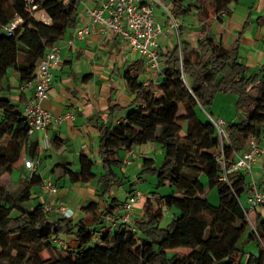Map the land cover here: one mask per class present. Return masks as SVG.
Masks as SVG:
<instances>
[{"label": "trees", "instance_id": "trees-1", "mask_svg": "<svg viewBox=\"0 0 264 264\" xmlns=\"http://www.w3.org/2000/svg\"><path fill=\"white\" fill-rule=\"evenodd\" d=\"M166 1L178 22L179 46L161 53V71L152 73L159 77L154 85L140 79L145 69L139 62L124 71L126 91L134 101L124 110L123 121L96 126L102 173L97 177L95 162L83 154L77 170L70 165H55L52 170L59 169L57 179L65 177L73 186L96 179L94 196L99 200L85 203L84 216L73 223L72 215L52 216L54 209L44 212L42 202L28 205L32 190L42 183L37 171L31 176L26 171L17 190L5 187L2 176L13 173L21 153L32 160L39 153L35 144L27 145L28 125L19 106L3 94L10 91L9 71L20 86L31 83L46 50L77 27L82 1L0 0V264H264V219L259 217L247 233V239L256 240L258 254L241 261L237 246L247 220L239 197L246 188L245 176L234 172L227 182L221 180L223 168L215 160L220 154L218 137L207 117L199 115L219 93L236 97L237 120L226 123L222 148L226 165L234 164L249 141L264 136V65L251 71L238 62L237 47L225 49L203 33L194 46L182 40L181 20L191 10L205 26V21L219 19L239 0ZM41 14L49 19L47 24L39 20ZM17 18L20 24L13 35H7L4 29ZM148 143L159 145L164 156L158 168L151 159H143L142 168L155 174L158 186L168 185L173 193L158 198L146 195L142 219L135 221L134 230L120 225L107 231L106 221L115 218L123 202L110 196L125 179L113 172L121 166L117 153ZM201 175L210 190L216 188V205L206 199ZM132 188L127 197L136 192ZM171 208L177 212L160 227L162 210ZM178 248L188 251L171 252Z\"/></svg>", "mask_w": 264, "mask_h": 264}, {"label": "crops", "instance_id": "crops-1", "mask_svg": "<svg viewBox=\"0 0 264 264\" xmlns=\"http://www.w3.org/2000/svg\"><path fill=\"white\" fill-rule=\"evenodd\" d=\"M102 1L93 0L90 1V5L96 8ZM160 15L161 19L157 18V20L162 26H166L162 12ZM190 16L193 18L189 24H186L187 17ZM187 17L181 20L184 43L194 46L203 33L225 49L237 47L238 62L251 71H255L264 65V0H239L236 4L229 5L228 12L219 19L213 18L205 21V26L199 22L193 10ZM88 23L89 18L84 13L81 3L77 27L74 30H68L63 39L56 44L59 50L60 63L53 71V81L48 91V99L41 103L42 109L53 117L65 118L67 115H71V117L63 119L59 126L51 125L46 129L51 144L48 151L42 153L38 151L40 139L38 133L30 135L27 144L36 145L39 162L34 170L41 176L42 182L51 180L58 189L57 195L49 198L42 194L40 186L34 188L32 200L28 205L32 204L30 206H33L40 202H49L55 207L58 203H62L72 211L73 223L84 216L81 207L85 203L91 200H99L94 196L96 179L88 184L73 186L65 177L57 179L58 175L61 174L59 169H54L53 172L52 170L55 165H70L71 169L77 170L78 158L83 154L95 162L97 171L94 173L97 177L102 173L98 149L99 133L96 126L100 123L112 126L123 121L124 110L134 101V96L129 95L126 91L123 73L136 62H139L141 66L143 65V70L145 69L138 54L132 53L119 37L104 33L100 26H94L91 29L85 42L74 40L76 32ZM203 29L204 32H201ZM69 40L72 41L69 42ZM167 45L162 44L163 50ZM7 76V85L10 91L3 96L9 97L13 103L19 106V110H22L23 105L32 96V88H21L12 71L7 72ZM140 79H149L153 81L154 85L159 77L145 69ZM113 107L116 109L109 112ZM259 143L264 146V136ZM133 148L129 152L120 150L117 153L122 176L125 175L123 170L130 168L133 161L140 157L135 154ZM24 158H29L26 153L21 158V163L19 162L14 167L13 173L20 172L18 179L26 175V170L22 167ZM42 170H45L43 176L41 175ZM113 172L119 176L117 169H114ZM13 173L10 176L13 177ZM244 176L246 188L239 197V201L246 208V199L252 183L255 182L259 189H264V158H260ZM128 190V188L125 189L124 197L121 200L116 195L111 194L110 196L123 201L127 198ZM132 190L138 191L136 188H132ZM143 203L144 199L139 200L134 205L132 214L134 227L135 221L142 219L140 217ZM100 205H103L102 201H100ZM56 212L54 209L50 214L54 216ZM174 212L172 211V214ZM258 217L264 219V209L261 207L248 213L246 217L247 233L253 229ZM86 219L90 221L88 217ZM72 243L73 241L70 242V244ZM171 252L186 253L187 251L175 249ZM249 254L257 255L253 252Z\"/></svg>", "mask_w": 264, "mask_h": 264}, {"label": "built area", "instance_id": "built-area-1", "mask_svg": "<svg viewBox=\"0 0 264 264\" xmlns=\"http://www.w3.org/2000/svg\"><path fill=\"white\" fill-rule=\"evenodd\" d=\"M83 11L89 18V23L78 30L74 40L85 42L86 37L94 26H100L104 33L119 37L126 43L132 53L138 54L143 61L144 67L149 73H159L161 71V53L169 50L172 46H179L178 22L174 20L166 3L162 0H103L96 8L90 5L89 0H81ZM158 6L166 20V26H162L157 20L154 8ZM35 7H33V10ZM39 20L48 23L49 19L44 14L39 16ZM19 18L13 20L6 28L7 35H13L14 30L20 24ZM72 40H69L71 42ZM168 44L165 50L162 44ZM59 50L56 45L49 47L43 58L37 63L34 71L33 80L29 84H23L21 88H32V96L22 107V115L28 125V136L38 133L39 152L50 149V141L46 134V129L51 126H59L65 118L53 117L50 113L43 110L41 103L48 99V91L53 81V71L59 65ZM207 119L213 126L219 141L220 154L215 158L223 168L222 181L227 182V176L234 172L248 173L252 166L260 158H264V146L258 140H251L247 144L246 151L237 156L234 164L226 165L223 158V143L226 141V123L221 119H214L207 115ZM39 159H23L22 165L25 170L32 175ZM129 164V162H126ZM42 192L49 198L57 195L58 189L51 181H43L40 185ZM147 196L136 191L123 200L120 209L116 212L115 218L108 220L107 231H112L120 225H132V214L134 205ZM247 207L244 208L245 215L254 209L261 207L264 209V189H259L253 182L247 197ZM44 212L55 209L65 217L72 215V211L64 204L58 203L55 207L47 202L42 205ZM60 244V241H57ZM264 250V244H262Z\"/></svg>", "mask_w": 264, "mask_h": 264}, {"label": "rangeland", "instance_id": "rangeland-1", "mask_svg": "<svg viewBox=\"0 0 264 264\" xmlns=\"http://www.w3.org/2000/svg\"><path fill=\"white\" fill-rule=\"evenodd\" d=\"M162 1L164 3L167 2L166 0H162ZM154 13H155V16L157 18L161 19L160 7L156 6L154 8ZM192 18H193L192 16L187 17L188 20L186 21V24H189ZM206 112L205 111H201V112L199 111L200 117L203 118L204 115L206 117H207V115H209L214 119H221L225 123L235 121V120H237V115H238V109L236 107V97L232 96L230 94L219 93V94L215 95V98L211 102V104L208 107V109L206 110ZM181 125H182V131L181 132L184 133L185 128H186V124L182 123ZM133 150H134L135 154L137 156H140V157L137 160L133 161V165L130 168H125L123 170V174H125L124 176L126 177L122 181L124 183V185H122L120 187L119 186L113 187L111 194L116 195V197H119V199L121 200V198L124 197L125 189L129 188V186L132 185L133 189L136 188L138 191L141 192L142 195H147L149 197L155 196V198H158V197L171 195L173 193L172 188H170L168 185L158 186L155 174L150 173V172H145L142 168L143 167V164H142L143 159L153 160L155 166L158 168L160 166V164L162 163L163 156H164V152H163L162 148L159 145H156L155 143H152V144L148 143L145 145L134 146ZM24 156H25V153L23 154V152H22L21 157L19 159L20 163H21V158H23ZM46 164L49 165L48 163H46ZM100 169L102 171L101 166H100ZM93 171L96 172L97 168L94 167ZM17 172L13 173L14 174L13 177L7 176V175L2 176V180H3V183L5 184V187L12 192L17 190L16 189L17 188V179H18V176L20 173V172H18V173ZM44 173H45V170H42L41 175L43 176ZM117 173H118L120 179L124 177V176L122 177L121 170L118 167H117ZM199 179H200V182L205 187L204 192H205L206 199L211 204L216 205L218 203V194H217L216 188H213L211 190L208 188L207 179L204 175H201L199 177ZM40 191L42 192L41 189H40ZM42 194H44V193L42 192ZM30 205H32V204H30ZM172 211L177 212V210L175 208H171L170 210L169 209H163L162 210V217L159 220V226L160 227H165L171 221L172 215H173ZM108 224L109 223L107 220L105 223V226H107ZM111 233L112 232H110V234ZM246 234H247V230L242 235L241 239L239 240L238 246H237L238 248H240L242 250V254H241V261L242 262H245L247 260L250 252L258 254V249H259V246L257 245L256 240L247 239ZM176 250H182L183 252L188 251L187 248H178ZM168 255H171V252H168Z\"/></svg>", "mask_w": 264, "mask_h": 264}]
</instances>
